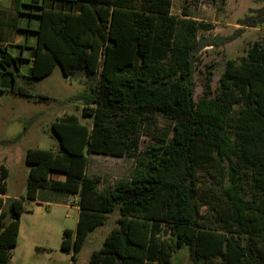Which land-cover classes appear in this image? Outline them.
I'll list each match as a JSON object with an SVG mask.
<instances>
[{"label":"trees","instance_id":"1","mask_svg":"<svg viewBox=\"0 0 264 264\" xmlns=\"http://www.w3.org/2000/svg\"><path fill=\"white\" fill-rule=\"evenodd\" d=\"M172 5L173 0L25 3L24 14L39 21L37 30L28 31L37 42L28 47L33 66L26 78L44 80L59 66L66 77L84 71L97 80L71 99L84 105L91 124L65 116L51 125L58 151L28 150L25 198L7 197L8 170L0 164V264H11L23 201H35L46 188L77 197V228L65 229L61 243L62 251H73V259L89 234L118 212V226L89 264H173L185 248L193 264H264V41L253 44L241 62L227 60L214 91L209 73L196 102L197 53L234 38H218V43L198 37L200 29L212 26L193 21L185 22L181 33L170 16ZM241 23L257 27L264 18ZM23 61L0 43V92L35 97L17 85ZM7 84L10 89H3ZM156 114L174 123L172 137L137 158L130 179L100 191V177L87 174L88 155L137 153L141 125ZM26 129L0 146L17 143ZM200 170L220 173L221 195L201 189ZM56 173L65 179H53ZM203 208L215 216L209 219ZM162 225L171 236L157 241Z\"/></svg>","mask_w":264,"mask_h":264},{"label":"rangeland","instance_id":"2","mask_svg":"<svg viewBox=\"0 0 264 264\" xmlns=\"http://www.w3.org/2000/svg\"><path fill=\"white\" fill-rule=\"evenodd\" d=\"M26 2L28 0H0V34L5 33L4 39L6 35L12 36L7 26L13 23L16 27L25 25L24 36L29 44L36 38L32 31H28L30 26V30L35 27L38 29L39 21L36 17L24 14L27 10ZM261 10H264V1L173 0L170 16L178 21V30L181 33L186 29L185 22L193 21L212 26L210 29H200L198 37L217 40L218 43V38H234L224 45L219 43L217 46L205 47L197 53L198 59L194 63L196 102L204 95L209 73H213L211 86L214 91L219 86V78L226 61L232 59L241 62L253 44L264 41V23L257 27H248L241 23V20L247 18H264V12L260 15ZM9 52L17 54L13 48ZM23 58L25 61L21 63L17 85L28 88L35 97L26 98L11 92H0V141L14 139L27 128L17 143L0 146V164L8 170L7 197L11 199H21L27 195L30 173V166L26 163L28 150H59V139L51 128L54 121L75 115L81 122L91 124V119L83 116L84 105L71 99L78 93L89 90L97 80L92 77L90 80L84 71H77L66 77L58 66L44 80L30 81L26 77L30 75L33 66L31 49L26 50ZM3 89L9 90L10 84L4 85ZM40 95L51 99L37 98ZM173 125L162 114L145 120L141 125L142 136L137 153L127 157L91 153L88 155L87 174L100 177L97 186L100 191L113 189L120 180L132 177L137 158L145 157L150 148L160 146L172 137ZM59 178L65 179V176L54 174L53 179ZM221 180L220 173L216 170L199 171L201 189H208L211 194H222ZM75 201L77 202L76 196L49 188L41 189L35 201H23L22 206L26 210L20 213L17 223V226H23V236L15 253V264L20 263L27 250H32L34 260L42 264H89L92 253L103 246L105 238L118 226L119 213L109 214L105 223L89 234L84 246L73 259V251H62L61 243L65 229L74 231L77 228L78 205ZM203 212L209 219L215 216L210 209L203 208ZM50 226L51 230H47ZM170 236V231L162 225L155 233V240H166ZM28 241L34 242L37 247H31ZM173 264H193L189 251L185 248L176 253Z\"/></svg>","mask_w":264,"mask_h":264},{"label":"crops","instance_id":"3","mask_svg":"<svg viewBox=\"0 0 264 264\" xmlns=\"http://www.w3.org/2000/svg\"><path fill=\"white\" fill-rule=\"evenodd\" d=\"M29 28L31 29V26ZM25 29H26L25 25H19V27H16V25L14 23L11 24V25H8L7 26V30H8V32L9 31L12 32L11 33L12 36L10 37L9 35H6L7 37H5V39H4L3 36L5 35V33L2 32L0 34L1 46L2 47H6L8 49V51H10V48L11 49L13 48L15 50V52H17V54H15V53L12 54L11 53L14 56H18L19 52H21V55L24 56L27 48L30 47V46H35V44L37 42V39L34 38L33 43H31V44L28 43V41L26 40V38L24 36V32H25L24 30ZM35 30H37L36 27L33 29V31H35ZM52 177H54V174L52 175ZM57 180H64V179L59 178ZM39 191H38V193H39ZM76 210L78 211V215H79L80 208L78 206L76 207ZM47 230H51V226H50L49 229L47 228ZM22 236H23V226H20L19 235H18V239H17V245L10 250V263L11 264H15V261H16L15 253H16L18 247H19V242H20V239H22ZM29 244L31 245V247L32 246L37 247V245L34 242H32V243L29 242ZM33 253L34 252L32 250H27L25 252V254L23 255V258H22V260L20 261L19 264H42V262L34 260Z\"/></svg>","mask_w":264,"mask_h":264},{"label":"built area","instance_id":"4","mask_svg":"<svg viewBox=\"0 0 264 264\" xmlns=\"http://www.w3.org/2000/svg\"><path fill=\"white\" fill-rule=\"evenodd\" d=\"M76 203H77V205H78V201H77V202L75 201V204H76ZM78 207H79V206H78Z\"/></svg>","mask_w":264,"mask_h":264}]
</instances>
